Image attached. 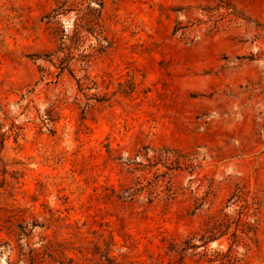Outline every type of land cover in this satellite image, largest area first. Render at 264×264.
<instances>
[{"label":"rangeland","instance_id":"rangeland-1","mask_svg":"<svg viewBox=\"0 0 264 264\" xmlns=\"http://www.w3.org/2000/svg\"><path fill=\"white\" fill-rule=\"evenodd\" d=\"M0 264H264V0H0Z\"/></svg>","mask_w":264,"mask_h":264}]
</instances>
